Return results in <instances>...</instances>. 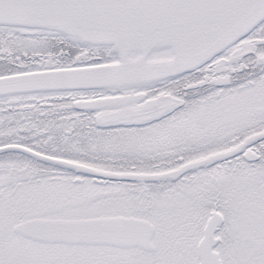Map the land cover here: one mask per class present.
<instances>
[{
    "label": "snow or ice",
    "instance_id": "1",
    "mask_svg": "<svg viewBox=\"0 0 264 264\" xmlns=\"http://www.w3.org/2000/svg\"><path fill=\"white\" fill-rule=\"evenodd\" d=\"M0 264H264V0H0Z\"/></svg>",
    "mask_w": 264,
    "mask_h": 264
}]
</instances>
